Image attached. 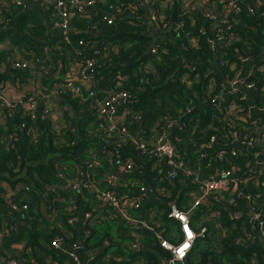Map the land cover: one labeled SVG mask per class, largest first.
Wrapping results in <instances>:
<instances>
[{
	"label": "built area",
	"instance_id": "1",
	"mask_svg": "<svg viewBox=\"0 0 264 264\" xmlns=\"http://www.w3.org/2000/svg\"><path fill=\"white\" fill-rule=\"evenodd\" d=\"M34 1L50 9L52 28L59 30L62 41L71 47L67 64L75 70L62 72L63 65L53 64L49 48L43 49L49 52L45 58L43 52H25L7 41L6 49L0 47L7 52L0 64L3 70L28 71L32 64L42 78L51 79V85L41 84L35 92L21 95L6 94L0 83V119L12 118L17 112L23 119L5 138L10 148H15L28 123L26 134L30 135L31 143L37 142L42 133L38 120L49 121L54 145L72 148L78 141L68 133H75L76 129L64 112L71 111L73 116V110L61 100V92L77 100L79 113L85 111L95 118L97 125L88 126L84 133L94 143L85 151L87 157L78 155L69 161L57 157L53 169L58 183H42L45 190L54 193L60 186L75 196L73 202L86 201L88 195L95 197L100 210L78 208L76 214L69 212L66 223L74 226L80 217L86 220L81 231V238H85L101 219L120 217L134 236L126 244L129 249L144 247L140 236L144 228L167 254L161 256L162 264H186L197 239L207 232L206 222L215 220L214 226L220 233L218 241L234 229L237 232L234 244L252 248L249 263L264 264V0H180V20L169 22L160 17L159 35L153 39L148 52L156 53L165 40L177 41L180 72L176 79L189 89L199 87L201 95L194 96V100L175 114L158 117L152 124L145 123L140 110L123 105L134 100V94L126 89L99 87L100 72L96 65L107 67L116 47L94 37L78 39L73 45L71 35L83 30L72 24L75 19L91 20L99 15L98 20L86 26L87 31L96 35L100 33L98 23L111 25L116 19L128 18L139 21L140 10L146 7L150 21L156 26L154 5H164L169 0H139V4H111L107 0ZM6 2L0 0V9H9ZM12 3L28 7L25 0H11ZM241 12L252 20L251 24L244 25L256 36L250 41L234 28L239 24L237 16ZM184 17L191 26L200 23L197 35L214 52L210 64L187 57L189 49L198 48L195 35L187 36L185 42L173 35L184 26ZM10 21L9 17L0 18V32L7 29ZM257 31L262 41H258ZM54 46L61 50L58 40ZM200 64L204 65L203 69ZM145 70L153 76L157 74L150 63ZM195 105L209 108L211 120L206 125H198L200 120L196 118L188 128L185 115ZM118 107L121 108L117 113ZM133 125L136 128L132 130ZM188 130L199 132L201 139L206 137L194 148L192 163L184 158L185 146L180 145L181 139L176 135L177 131L187 133ZM146 172L149 183L143 177ZM21 190L30 191V187L17 183L13 188L15 193ZM181 192L188 199L178 205L171 197ZM160 204L167 206L170 224L162 221L160 215L164 209ZM8 206L14 213L28 209L27 204L19 206L14 201ZM198 211L201 212L195 219ZM221 218L227 219L230 227L221 224ZM2 237L0 231V241ZM50 245L67 250L73 264H82L78 253L81 242L66 247L65 235L60 233ZM22 263L18 252L0 259V264Z\"/></svg>",
	"mask_w": 264,
	"mask_h": 264
},
{
	"label": "trees",
	"instance_id": "2",
	"mask_svg": "<svg viewBox=\"0 0 264 264\" xmlns=\"http://www.w3.org/2000/svg\"><path fill=\"white\" fill-rule=\"evenodd\" d=\"M107 2L111 4L132 2L139 4L138 0H107ZM179 5L180 0H169L164 5L161 3L154 5L158 20L155 26L157 32L162 23L160 17L169 22L172 19L180 20ZM135 6L139 9L137 5ZM142 12L141 8L140 13ZM1 17H9L11 21L7 29L0 32V44L8 41L25 52L35 51L39 54L43 52L44 48H49L55 66H58V63L67 64L71 47L62 41L60 31L52 28L50 9L22 8L12 3L8 10L0 9ZM237 17H239V24L234 27L235 30L246 37V41H250L254 35L244 25L251 24V18L244 12L239 13ZM99 18L97 15L91 20L75 19L72 27L81 29L83 32L72 34L71 43L76 45L78 39L87 40L94 37L116 47L111 63L107 67L100 63L96 65V69L100 72L99 87L107 90L126 89L134 94V100L123 105L140 110L146 124H152L158 117L175 114V111L194 100V96L201 95L199 87L189 89L176 79V75L180 72L177 41L165 40L157 52L151 54L148 49L154 37L147 26L133 18L116 19L111 25L103 22L98 23L100 36H96L87 31L86 26ZM43 20L46 21V24H43ZM183 20L184 26L173 33L176 40L185 42L187 36L195 35L198 38V48L189 49L187 57L191 61L200 59L210 64L214 52L209 48L204 38L197 35L196 30L200 23L197 22L196 25L191 26L186 17ZM257 34L258 41H262L263 37L260 31H257ZM57 40L61 46L60 51L54 46V42ZM6 55L7 52L0 50V64L4 62ZM148 63L157 73L156 76L145 72V66ZM199 66L204 68L203 64ZM26 72L15 69H10L9 72L0 70V83L5 81L25 83L28 80ZM61 100L70 105L73 110V116L68 111L64 112L66 119L70 120L76 129L75 133H68L69 137H74L78 141L72 148L59 147L52 143L50 123L46 120L37 121L39 129L42 131L37 142L31 143L30 135L26 134L27 127L30 126L28 123L15 143V148H10L6 145L5 138L23 119L18 112L12 118L0 119V181H5L11 188H14L17 183H24L30 187V191L21 190V192H14L10 195L12 202H16L19 206L23 204L28 206L26 211L17 213L11 211L9 206L5 208V211L2 209L1 206L7 202L0 191V209L6 213L16 214L23 222L18 225L16 231L4 233L1 241L6 248H10L12 243L22 241L23 247L21 251H18L20 257L27 258L30 254L40 264H45L43 258L46 257L57 261L58 264H73L67 251L55 249L50 244L53 237L60 233L65 235L66 247L78 242L77 232L66 223L69 212L75 214L78 212V203L72 201L75 197L73 194L60 186L54 193L48 189L45 190L42 183L46 185L58 183L53 169V161L57 157H64L67 161L75 159L78 155L87 157L85 151L94 143L86 138L84 133L88 126L97 125L95 118L85 114V111L79 113L80 107L76 99L61 92ZM120 108L118 107L117 113ZM210 114L209 108L195 105L191 113L185 115L184 120L189 122L188 128L196 118L200 120L198 125H206L211 120ZM135 128L136 125L131 127L132 130ZM176 135L181 139L180 145L185 146L184 158L192 163L195 156L194 148L199 141L206 137L201 139L202 135L199 132L191 133L189 130L187 133L177 131ZM73 148H76L75 154H72ZM171 199L181 205L188 198L181 192L172 195ZM160 207L164 209L160 215L162 221L170 224V219L167 217V206L160 204ZM200 212L195 213V219H198ZM111 220L118 223L115 233L112 231L110 222L107 219H101L81 242V250L86 257L85 264H162L161 256L167 254L160 248L150 231L144 228L140 230L143 248L129 249L126 244L133 241L134 236L130 234L128 226L120 217H114ZM215 222V220L206 222L207 232L204 237L197 239L196 246L189 254L186 264H250L248 256L252 248L234 244L237 234L234 229H231L218 241L220 233L214 226ZM219 222L230 227L229 221L225 218L219 219ZM60 228L68 229V232L65 234ZM9 253L14 254L12 248Z\"/></svg>",
	"mask_w": 264,
	"mask_h": 264
},
{
	"label": "crops",
	"instance_id": "3",
	"mask_svg": "<svg viewBox=\"0 0 264 264\" xmlns=\"http://www.w3.org/2000/svg\"><path fill=\"white\" fill-rule=\"evenodd\" d=\"M6 1H7L6 3H9V6H10L11 0H6ZM139 3H140V1H139ZM37 7H40V6H37ZM37 7H35V8H37ZM42 8L47 9L46 7H42ZM142 9H143V12L140 13V17H139L140 23L147 26L149 31L153 34V37L157 38V35H159V34L156 31V27L153 25V23L149 19V15L147 13L148 12L147 8L142 7ZM45 22L46 21L43 20V24H45ZM6 42L7 41H4L3 44L0 45L1 49L7 48L6 46L8 43H6ZM48 55H49V52L47 53L44 50L42 53V56L46 58ZM42 62L46 63L45 59H42ZM68 69L71 70L70 71L71 73H73V71L75 70L74 66H71V68H70L69 64H67V66H66V64H63L62 72L65 70H68ZM0 70L4 71L2 65L0 66ZM26 73H28V80L25 83H20L19 81H15V82L6 81V82L2 83V90L4 92H6V94H11V93L17 92L21 95H27V94H29L31 92H35L37 89H39L41 87V84H43V85H49L50 84L51 79L50 78L49 79L48 78H42L41 73L39 72L37 67L32 65V64ZM62 76H63V74L61 73L60 77H62ZM52 78H53V76H52ZM70 114H71V111H70ZM0 191L3 194L4 200H6V202H7L5 205L1 206L2 209L5 211V208H7L9 203H11V196L10 195L14 191H13V188H11L5 181H0ZM25 197L27 199L26 195H25ZM77 203H78V208L83 207L82 209L86 208V209L90 210L92 207L99 208V206L95 200V197L92 195L91 196L88 195L86 201H83L81 203L78 201ZM98 210H100V208ZM4 211H2L0 209V231L3 234L8 232V231H16L18 225L22 224L23 222H21V220L18 218V216L16 214H14L12 212L6 213ZM101 211H103V209ZM111 219H107V221L110 222V226H112V231H113V233H115L117 226H118V223L114 222ZM204 220H206V218ZM94 225H93V227H94ZM57 226H59V225L57 224ZM85 226H86V220L82 219V217L79 218V221H77L74 226H71V228L77 232V238H78L79 242H82L84 240V238H81L82 237L81 231L84 229ZM60 229H64V228H60ZM64 230H68V229H64ZM12 244H11L10 248H6L3 244V241H0V259L3 258L5 255L9 254V252L11 251V248L15 253H17L18 251H21V248L23 247L22 241L18 242V243H12ZM78 253L85 255L81 249L79 250ZM21 258L23 259L22 264H40V263H38L36 258L30 254L27 256V258H24V257H21ZM43 261L45 262V264H54L53 263L54 260H52L48 257L43 258ZM84 264H85V261H84Z\"/></svg>",
	"mask_w": 264,
	"mask_h": 264
},
{
	"label": "water",
	"instance_id": "4",
	"mask_svg": "<svg viewBox=\"0 0 264 264\" xmlns=\"http://www.w3.org/2000/svg\"><path fill=\"white\" fill-rule=\"evenodd\" d=\"M27 6L29 8H34V7H37V6H40V7H46V5H44L43 3L39 2V1H34V0H25ZM97 36H100V33L97 32L96 33ZM37 110L39 111L40 110V107L37 108ZM72 154H75V149L73 150V153ZM144 179L149 183L150 181V176L147 174V172L144 174ZM79 257H80V261L82 264H84V260H85V256L82 255V254H79ZM175 264H180L179 262H175Z\"/></svg>",
	"mask_w": 264,
	"mask_h": 264
}]
</instances>
